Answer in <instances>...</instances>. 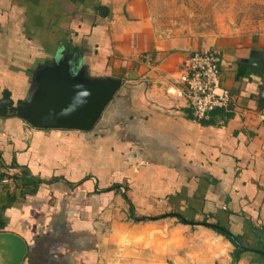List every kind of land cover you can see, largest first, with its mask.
<instances>
[{
	"label": "crops",
	"instance_id": "1",
	"mask_svg": "<svg viewBox=\"0 0 264 264\" xmlns=\"http://www.w3.org/2000/svg\"><path fill=\"white\" fill-rule=\"evenodd\" d=\"M263 51L261 35L170 36L150 0H0V99L31 101L36 76L61 59L87 80L122 82L91 132L0 116V235L25 242L22 264H204L226 238L209 222L254 239ZM204 52L221 55L217 92L232 100L199 121L185 76ZM195 233L208 238L198 252Z\"/></svg>",
	"mask_w": 264,
	"mask_h": 264
},
{
	"label": "water",
	"instance_id": "2",
	"mask_svg": "<svg viewBox=\"0 0 264 264\" xmlns=\"http://www.w3.org/2000/svg\"><path fill=\"white\" fill-rule=\"evenodd\" d=\"M254 69L264 75V51L254 60ZM36 77L42 85H39L33 99L15 103L11 94L5 92L0 99V116L15 114L37 129L91 132L122 87L121 81L87 80L83 71L73 68L65 59L41 71ZM261 105L264 107V91ZM205 225L225 232L238 247L242 246L235 236L222 227ZM5 239L13 246L10 248L4 242L0 243V259L5 261L3 264H22L27 254L25 242L12 234L0 235V240ZM247 252L248 248L243 246L242 252L235 256V264H238L240 254Z\"/></svg>",
	"mask_w": 264,
	"mask_h": 264
},
{
	"label": "rangeland",
	"instance_id": "3",
	"mask_svg": "<svg viewBox=\"0 0 264 264\" xmlns=\"http://www.w3.org/2000/svg\"><path fill=\"white\" fill-rule=\"evenodd\" d=\"M155 11L157 25L166 34L174 37H193L203 40L226 36L244 38L254 34L264 37V0H150ZM261 222L264 221L260 220ZM202 222H208L207 220ZM220 225L218 222H209ZM254 229L264 234V225L257 220ZM198 229H194L197 231ZM239 237V242L246 248H258L259 239L240 235L241 231L230 232ZM195 251H200L199 243L207 237L195 233ZM207 243V241H206ZM211 257L204 264H235V256L242 249L233 245L227 238L221 242L211 241ZM203 249L207 250V247ZM213 251L216 253H213ZM121 258V256H120ZM197 258V257H195ZM219 259L220 263L215 262ZM119 260V259H118ZM121 261V260H119ZM122 264V262L120 263ZM163 264H173L165 261ZM189 264V263H188ZM195 264V263H190ZM198 264V263H196ZM238 264H263L261 258L252 253H242Z\"/></svg>",
	"mask_w": 264,
	"mask_h": 264
},
{
	"label": "built area",
	"instance_id": "4",
	"mask_svg": "<svg viewBox=\"0 0 264 264\" xmlns=\"http://www.w3.org/2000/svg\"><path fill=\"white\" fill-rule=\"evenodd\" d=\"M221 62V55L215 52L196 53L187 62L185 85L191 106L199 121H207L216 110L227 109L230 106L232 100L230 92L224 91L221 94L217 92Z\"/></svg>",
	"mask_w": 264,
	"mask_h": 264
},
{
	"label": "trees",
	"instance_id": "5",
	"mask_svg": "<svg viewBox=\"0 0 264 264\" xmlns=\"http://www.w3.org/2000/svg\"><path fill=\"white\" fill-rule=\"evenodd\" d=\"M183 222L186 223L185 220ZM214 230L217 231L218 233H220L221 235H223L224 237H226L233 245L237 246V244L232 240V238L230 236H228L225 232H223L221 230H217V229H214ZM254 233L258 237V239L261 240V244H263L264 243L263 232H260V230L254 229ZM236 239L239 241V237H236Z\"/></svg>",
	"mask_w": 264,
	"mask_h": 264
},
{
	"label": "flooded vegetation",
	"instance_id": "6",
	"mask_svg": "<svg viewBox=\"0 0 264 264\" xmlns=\"http://www.w3.org/2000/svg\"><path fill=\"white\" fill-rule=\"evenodd\" d=\"M238 247V246H237ZM242 246H239L240 249H242ZM249 252L255 254L256 256L261 258V262L264 264V243L261 244V240H259L258 248H248Z\"/></svg>",
	"mask_w": 264,
	"mask_h": 264
}]
</instances>
